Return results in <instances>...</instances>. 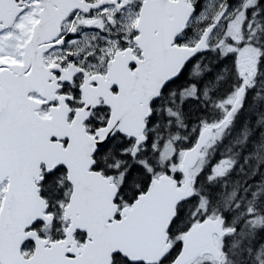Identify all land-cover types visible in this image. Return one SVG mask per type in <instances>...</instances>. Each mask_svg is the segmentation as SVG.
Masks as SVG:
<instances>
[{
  "label": "snow or ice",
  "instance_id": "6c2138e0",
  "mask_svg": "<svg viewBox=\"0 0 264 264\" xmlns=\"http://www.w3.org/2000/svg\"><path fill=\"white\" fill-rule=\"evenodd\" d=\"M0 264H264V0H0Z\"/></svg>",
  "mask_w": 264,
  "mask_h": 264
},
{
  "label": "trees",
  "instance_id": "16d2710c",
  "mask_svg": "<svg viewBox=\"0 0 264 264\" xmlns=\"http://www.w3.org/2000/svg\"><path fill=\"white\" fill-rule=\"evenodd\" d=\"M244 119H245V115L242 114L238 119L235 127L225 132L224 139L216 143L214 148L211 146L212 142L210 143V145L205 149L204 152L206 153L207 158H212V157L213 159L219 158L220 153H222L226 157H232V154L240 148V145L233 143V141L237 140L240 136V133L243 131ZM255 119L256 117L253 116L252 120L249 121V125H248L249 127L253 126ZM229 148H231L232 151H229ZM242 156L243 154H241L237 167L233 171L232 175L226 177L225 180H221L216 184L215 191L221 194L220 196H217L216 199H221L222 197L227 196L228 192L237 186L236 185L237 181L241 183V186L243 185V182L249 171V167L246 165L244 168V172L241 173L239 171V163L243 162ZM226 161L230 163L229 160ZM225 182H226V187H221L220 185L224 184Z\"/></svg>",
  "mask_w": 264,
  "mask_h": 264
},
{
  "label": "water",
  "instance_id": "95a60500",
  "mask_svg": "<svg viewBox=\"0 0 264 264\" xmlns=\"http://www.w3.org/2000/svg\"><path fill=\"white\" fill-rule=\"evenodd\" d=\"M210 142H211L210 140L207 141V142L202 146V148L200 149V151L203 152V150H204L206 147H208V145L210 144ZM200 159H201V157L199 156V154H197L196 156L193 157L192 161H190V165H191L192 167H195L196 164H198V162H199Z\"/></svg>",
  "mask_w": 264,
  "mask_h": 264
},
{
  "label": "rangeland",
  "instance_id": "374dc122",
  "mask_svg": "<svg viewBox=\"0 0 264 264\" xmlns=\"http://www.w3.org/2000/svg\"><path fill=\"white\" fill-rule=\"evenodd\" d=\"M228 163H229L228 161H225L224 163L218 165L217 172L218 173L223 172L227 168Z\"/></svg>",
  "mask_w": 264,
  "mask_h": 264
}]
</instances>
